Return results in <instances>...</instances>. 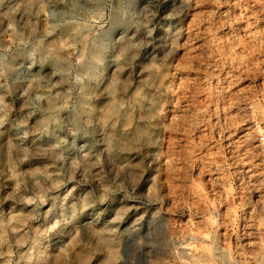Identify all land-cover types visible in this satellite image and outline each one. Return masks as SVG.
I'll use <instances>...</instances> for the list:
<instances>
[{
    "label": "rangeland",
    "instance_id": "1",
    "mask_svg": "<svg viewBox=\"0 0 264 264\" xmlns=\"http://www.w3.org/2000/svg\"><path fill=\"white\" fill-rule=\"evenodd\" d=\"M45 3L3 0L0 42L28 36L27 25L42 28ZM176 3L175 9H167L174 26L166 23L157 29L171 35L149 69L157 74L144 90L152 93L145 97L151 108L141 116L133 112L129 125L146 126L150 142L132 145L125 140L117 146L110 141L124 161L120 170L108 176L112 169L107 164L94 166L87 183H81L77 172L72 183L58 190L70 202L96 201L88 209L95 219L123 222L142 211V199L116 194L100 203L95 188L99 176L115 179L122 170L130 181L136 180L138 194L152 176V195L162 209L153 218L154 230L133 240L123 260L122 249L98 237L78 238L53 252L47 247L56 235L52 232L36 240L39 261H29L25 254L33 247L36 230L43 233L47 227L52 201L40 207L25 201L39 194L36 181L47 187L62 178L55 173L67 165L56 159L59 150L49 151L51 142L33 127L34 121L27 122L32 131L26 138H16L23 151L9 154L7 146L16 143L10 122L20 108L13 94L5 95L10 92L5 87L0 92L5 95L0 105V144L5 145L0 154V235L9 243L0 251L7 253L11 247L13 255L0 256V264H98L109 253L107 264H142L141 252L148 254L143 264H264V0H188L185 7L179 6L180 0ZM160 7H166V0ZM48 23L55 28V21ZM153 45L147 41L146 46ZM76 54L72 49L66 53L70 59ZM130 79L134 86V74ZM97 155L92 153L90 164L95 165ZM84 224L95 226L92 221ZM21 238L27 241L23 246L17 243Z\"/></svg>",
    "mask_w": 264,
    "mask_h": 264
},
{
    "label": "clouds",
    "instance_id": "2",
    "mask_svg": "<svg viewBox=\"0 0 264 264\" xmlns=\"http://www.w3.org/2000/svg\"><path fill=\"white\" fill-rule=\"evenodd\" d=\"M164 3L165 0H46L41 8L45 17L42 28L27 25L31 29L28 36L19 39L10 36L6 45L0 42V92L7 87L10 92L5 95L13 94L20 108L10 122L14 129L11 139L16 140L21 134L26 138L32 131L27 122L34 121L33 127L48 136L49 151L59 150L56 159L67 165L55 173L62 178L47 187L36 181L39 194L25 201L37 207L52 201L50 218L45 220L47 227L43 233L36 230L33 247L25 254L29 261H39L36 240L52 232L56 235L47 247L53 252L63 251L78 238L98 237L111 240L113 248L122 249L123 260L134 247L133 240L147 237L154 230L153 218L162 209L156 207L158 201L152 195L155 190L152 176L145 179L140 194L136 191V180L130 181L122 170L115 179L99 176L100 184L95 188L100 192L97 197L100 203L116 194L122 199H142V211L123 222H117L115 217L95 219L88 209L96 201L73 198L70 202L58 190L72 183L77 172L83 177L81 183H87L94 166L107 164L112 169L108 176L120 170L124 161L110 141L117 146L125 140L132 145L142 140L150 142L146 126L137 123L129 128V125L134 119L133 112L141 116L151 108L145 97H151L152 93L144 90L157 74L149 69L155 67L156 57L165 51L166 36L171 35L157 29L164 28L166 23L169 28L174 26V17L167 9L177 6L176 0H166L162 9L160 5ZM187 4L188 0H180L179 6ZM49 20L55 21V28ZM10 28L15 33V25ZM150 39L154 45L148 47ZM69 49L77 53L72 59L66 55ZM133 74L134 86L130 79ZM5 95H0V105L4 104ZM7 147L9 154L15 151L19 155L23 151L18 140ZM4 150L5 145L0 144V154ZM93 152L98 153L95 165L89 163ZM39 172L37 169L32 175ZM145 190L147 195H142ZM67 195H71V190ZM85 221H92L95 226H85ZM26 242L24 238L17 241L20 246ZM8 243L7 236L0 235V249ZM4 255H13L11 247L7 253L0 251V256ZM147 258L148 254L141 252L142 264ZM108 260L110 253L98 264H107Z\"/></svg>",
    "mask_w": 264,
    "mask_h": 264
}]
</instances>
